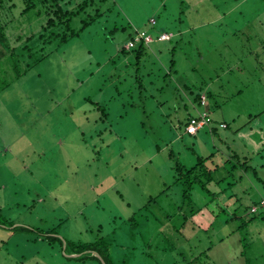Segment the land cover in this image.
<instances>
[{
	"label": "rangeland",
	"instance_id": "374dc122",
	"mask_svg": "<svg viewBox=\"0 0 264 264\" xmlns=\"http://www.w3.org/2000/svg\"><path fill=\"white\" fill-rule=\"evenodd\" d=\"M106 6L111 12L100 24L65 45L29 43L47 17L29 21L21 7L2 12L12 50H0L9 56L16 49L21 69L35 64L29 56L47 58L0 94V215L7 223L0 226V264H98L67 259L49 231L76 245L105 236L119 264H264V237L252 245L227 239L237 224L225 226L215 198L197 189L194 202L203 213L181 209L173 170L176 162L190 168L198 156L225 149L221 137L229 138L227 154L243 163L247 157L250 172L230 158L232 164L220 163L221 173L233 170L252 197L256 189L264 195L254 174L264 180V0H109ZM129 24L155 39L140 64L133 53L118 57ZM161 31L175 38L156 40ZM200 40L194 75L189 56ZM3 60L0 76H14L11 60ZM195 76L198 89L218 77L209 89L221 112L238 115L235 137L221 130L216 141L205 133L192 140L178 124L189 103L180 78ZM209 189L221 191L215 183Z\"/></svg>",
	"mask_w": 264,
	"mask_h": 264
},
{
	"label": "trees",
	"instance_id": "16d2710c",
	"mask_svg": "<svg viewBox=\"0 0 264 264\" xmlns=\"http://www.w3.org/2000/svg\"><path fill=\"white\" fill-rule=\"evenodd\" d=\"M19 1L21 2V4H18L17 0H0V46L3 49V51L6 53H8L12 49L10 48L9 45V40L7 35V25L4 24V22L1 19V15L4 10L6 11L7 9H13V8L15 9L17 7H21L20 14L26 16L29 21H32L33 19L38 20L40 18H43L44 16L47 17L48 21L46 25L42 26L39 35L37 36L36 34L31 36L29 43L33 42L34 43L33 45H36L37 42L39 41H44L45 45H55V44L65 45L70 41L79 39L82 33L85 32L86 29H88L89 27L93 26L94 24H100L102 18H104L108 13L111 12V8H107L106 6L109 0H19ZM7 5H9V7H7ZM103 6L105 7L104 10H102ZM129 26H130L129 29H133L132 32H130L128 35L129 37L128 41H131L134 39L135 35L138 32H142L143 30H140L136 27L132 28L131 24H129ZM161 32L163 33V31ZM161 32L160 33L156 32L155 34L156 40H158L159 36L162 34ZM146 33H148V35H151L149 34V32ZM150 44H146L144 40H141L132 49H125L124 48L125 45H124L122 48L121 47L118 48L117 50L118 57L122 56L123 58H126L130 56L131 53H133L136 62L140 64V60L142 59V57L148 54V51L150 49L149 47ZM16 52L17 51L15 49L9 56H7L6 53H3L0 50V67H3L5 61L3 60V58L5 59L8 58V62L9 60H11V69L12 71L14 70L13 72L14 76L8 77L9 73L0 76V94L7 87L13 84L15 80L20 79L23 75L27 74L33 67L37 66L40 62H42L44 59L47 58V57L36 56L35 57L36 60H34V55L29 56L35 64L27 63L28 64L27 69H21L20 67V65L22 64L20 60L21 58L20 56H17L15 54ZM42 53H44L43 49H42ZM131 77H133V80L135 78L136 83L138 84L140 83L139 85L140 91L144 92V84H143L142 76L139 78L138 73H135V75L133 74L131 75ZM202 97L203 96H201V94L199 93L195 94L194 100L195 102L199 101V103L200 101H202L203 102L202 105L206 106L207 98L203 97L202 100ZM100 106L101 105L98 103L97 107L102 108ZM204 113H206L210 119L209 124H207L205 127H210L212 125L213 120L211 118V114L209 110H203V112H200L197 115H193L191 112L189 113L188 118L185 117L186 119L184 118L183 121H178V124L184 123L186 133L189 135H196L200 130H204L205 127L199 129L195 134L188 133L186 129L193 119H199V116ZM216 155L218 156L220 155L222 158L225 157V154H222L217 149V152L212 153V155L209 157L203 158L201 156H198L196 165L190 168L186 167L180 162L174 163L173 166L174 178H175L174 184L175 186H180L182 191L181 209H183V207H185L184 208L185 210L186 208H190L191 210L190 214H194V213L199 214L201 212V208H197L194 202L195 191L197 189H200L204 194L211 196L214 199L216 196H218V194L210 190L209 186L214 183L217 185H221L224 181H226L229 175L233 174V170L230 171L228 170L227 177L219 178L222 175L221 168L223 169L225 167L220 166V164L217 163L213 164L214 161H216L214 160V157ZM230 157L233 160V162L239 164L238 167L242 169V172H247V173L250 172V167L248 163L246 161L244 163L241 162L237 154L232 153ZM231 159L229 160L227 157H225V161L227 162V164H232ZM226 162H224V164H226ZM235 167L236 165L234 164V168ZM248 167L249 169H247ZM222 209L223 212H225V214L228 213L224 208ZM250 209L251 208L249 207V210L245 212H239L237 211V209H235L234 212L237 211L236 212L237 215L249 213L250 215L255 216L251 214V212H249ZM170 216L172 215L171 214L168 215L167 218H170ZM1 219L2 218L0 215V226L6 225L7 223L3 222L2 221L3 219L2 220ZM131 220L134 222L133 225L135 226L138 225L136 224V217H133ZM11 226L13 225L11 224ZM46 234L48 239L53 241V244H58V246L62 249L65 257L69 260H75L77 262H82V263L87 261H95L98 264H104V263L119 264L118 260L115 259V248L113 247L114 244L111 241L107 240V237L105 236L97 237V239L93 243L76 245L75 243L69 242L67 239L61 238L58 235H56L55 231H49L46 232ZM64 244L66 246L65 248H64ZM117 251L119 250H116V252ZM72 254H76L79 256L77 257L67 256ZM96 255H99L101 259ZM143 256L148 258L149 253L145 252ZM177 262L178 260L173 264H177ZM159 264H161V262Z\"/></svg>",
	"mask_w": 264,
	"mask_h": 264
},
{
	"label": "crops",
	"instance_id": "0c3cea01",
	"mask_svg": "<svg viewBox=\"0 0 264 264\" xmlns=\"http://www.w3.org/2000/svg\"><path fill=\"white\" fill-rule=\"evenodd\" d=\"M184 19H185L184 17L183 18L180 17L178 20L180 21V23H182V21H184ZM152 20L153 19H151L150 22ZM216 20H218V19H215L214 21L217 22ZM197 27L198 26H195L194 28H197ZM189 28H190V26L188 25V28H185L182 31H178L176 33L177 36L183 37L184 34L185 33L187 34V32L189 31ZM214 32H217V31H214ZM162 34H171V36H172L171 40L174 39L175 38V35H176V34L174 35V33H168V32H165V31H163ZM171 40H168V41H171ZM129 42L130 41H128L125 44V47L127 46V44ZM210 42H211L210 40H207L206 41V45H209V47L211 46V44H209ZM223 43L224 42L214 43L212 45V47L215 46V44H217L216 45L217 47H220L221 45H223ZM200 44H201V40L198 41V44H195L192 47V51H191L190 54H193V56H189L190 59H192V57L193 58L195 57V59H194L195 61L193 62L192 67H191V69L194 72V73L193 72L192 73L194 75L195 74L196 75L199 74L198 71H197V69H198V66H197L198 65V58L201 59L202 58V54H203V51L201 50V48L204 47V46L203 45H200ZM211 52H212L211 50H207L206 53H210L211 54ZM206 65H208V64H206ZM206 67H208V66H206ZM193 78H194L193 81H191V79H188V77H181L180 78L181 88H182L184 94L186 95V97L189 99V103H188L189 105L186 104L183 107L185 113L187 114V118L189 116V113H191V112H192L193 115H197L200 112H203V110H209L213 122H212V125L210 127H205L204 130H200L198 132V134H196V135H189V134L186 133V131H184V132L192 140L195 137H197L200 133H205V134L208 135L210 141H212V139L214 141H216L217 137L220 136V131L221 130H224V131L229 130V132H231V134L235 137V135L240 132L239 128L237 127V117H238V115L236 117L235 114H233V113L221 112V109L218 106L219 105L218 104L219 101L216 100V99H218V95L213 94L211 92V90L209 89L210 88L209 86L210 85H213V82L214 83L217 82L218 77L216 78V80L210 78L211 82L209 84H206L205 85L206 86V87H204L205 89L203 87H200L199 89H198V87H195V79H196V76L193 77ZM206 80L207 79L204 78L203 84L206 83ZM198 93L201 94V96L207 98V101H206L207 104H206V106L205 105H202V103H203L202 101H200V103H199V101H196L195 102L194 96H195V94H198ZM208 94H209V96H208ZM221 96H219V97H221ZM183 108H178L179 113H181L183 111L182 110ZM218 108L220 109V112L219 113H216V110ZM185 117H186V115H185ZM183 125H184V123H183ZM223 125H225L226 127H222ZM229 141H230L229 138H223V137H221V146H225V149L226 150L225 149L221 150L220 148L218 150L222 154H225V157H227L230 160L231 157L228 154H226L228 151H231L230 149L227 148V144L229 143ZM211 153H213V151ZM211 153L209 155H211ZM200 156H202V155H200ZM215 157H216V161H214L213 164H215V163H217V164H220V163L224 164L225 157L222 158L220 155L219 156L216 155ZM244 161H246L248 163V158L247 157H244ZM254 174H255V176L257 178V182H259L260 184H262L263 187H264V180L259 177L261 175H258L256 173H254ZM231 175L228 176L227 173H222V175L219 178H222V177L224 178V177H227L228 176V179H229V177ZM240 181H242V178L239 175L236 178L235 175H234L232 182H229V183H227L225 185L223 183L221 185L215 184V187L216 188H221V191L219 193H216V191H215V193L218 194V196L215 197V199H214V200H216L215 206H217L218 208H221L222 211H223L222 207L224 206L223 208L226 210V212H228V214H230V215H227L226 214V216H227L226 219L227 220L224 223L225 226H229L230 225V220H235L236 221V222H232L233 224L234 223L237 224V226H235L233 228V231H232L231 234L226 235L227 239L231 238L232 236H235V237H237V242H239L240 244L242 243V241L244 239H246V240L249 239L250 245H252V244H254V242H255L254 240H255L256 237H258V236L264 237V216L263 215L252 216L249 213L237 215L236 212L237 211H239V212L248 211L249 210V207L252 206V204H255V203L259 202L261 199H263L264 198V195L261 193L260 190L256 189V192H257V194H259V196L252 197L251 196V193H249V191H245L244 190L245 187L242 188L239 185L240 184L239 183ZM254 187H256V184L255 183H254ZM237 190H238V192H237ZM220 196H221V198L222 197L224 198V200L226 201L225 203L221 201ZM244 198H246L248 201H250V203H248V205H245ZM212 204H214V201L212 202ZM241 206H243L242 207L243 209H240ZM209 209H211V205H210ZM235 209H237L236 212H234ZM213 211L214 210H211V213H213ZM200 213H203V209L202 208H201V212ZM240 231H242L241 234H240ZM244 233H246V238H243V234ZM188 236H191V235H186L185 237H183L185 243H190V241H188V242L186 241V240H189L190 239V237H188ZM220 241H221V239H220ZM211 250H212V248L211 249L210 248L208 249V251H210V252H211ZM210 256H211V259H214V257H213L212 254H210ZM247 261H249V260H247ZM247 261H246V263H247Z\"/></svg>",
	"mask_w": 264,
	"mask_h": 264
},
{
	"label": "built area",
	"instance_id": "2783aa9c",
	"mask_svg": "<svg viewBox=\"0 0 264 264\" xmlns=\"http://www.w3.org/2000/svg\"><path fill=\"white\" fill-rule=\"evenodd\" d=\"M152 24H156L155 20L151 21ZM172 36L168 34H162L159 36L158 40L159 41H167L166 39L171 40ZM141 40H144L146 44H150L154 42V38L150 35H148L145 31L138 32L134 39L131 40L127 44V49H132L136 46L137 43H139ZM210 119L206 113L202 114L199 116V119H193L191 123L187 127V132L190 134H195L199 129L205 127L207 124H209ZM223 127H226L223 125ZM251 214L258 216V215H263L264 216V198L261 199L258 203V205H253L251 206L250 209Z\"/></svg>",
	"mask_w": 264,
	"mask_h": 264
},
{
	"label": "water",
	"instance_id": "95a60500",
	"mask_svg": "<svg viewBox=\"0 0 264 264\" xmlns=\"http://www.w3.org/2000/svg\"><path fill=\"white\" fill-rule=\"evenodd\" d=\"M66 247V246H65ZM68 257H77V256H79V255H76V254H72V255H67ZM96 256H98L100 259H101V257L99 256V255H96ZM105 264V263H104Z\"/></svg>",
	"mask_w": 264,
	"mask_h": 264
}]
</instances>
